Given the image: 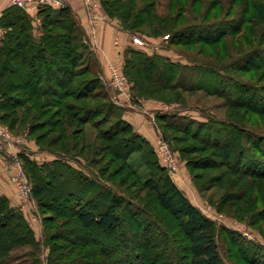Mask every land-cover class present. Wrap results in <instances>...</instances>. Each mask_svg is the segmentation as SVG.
Here are the masks:
<instances>
[{
	"label": "trees",
	"instance_id": "obj_1",
	"mask_svg": "<svg viewBox=\"0 0 264 264\" xmlns=\"http://www.w3.org/2000/svg\"><path fill=\"white\" fill-rule=\"evenodd\" d=\"M167 1L164 14L156 10L158 0H100V5L110 19L120 21L122 30L128 34H144L138 30L146 25L169 32L168 41H164L168 49L197 47L196 53L202 55L208 47H216V59L220 58V47L227 42L232 46L239 44L240 50H248L234 63L191 59L192 63L181 64L128 48L122 71L131 83V97L134 101L153 99L163 104L182 105V92L203 91L224 99L228 117L208 116L206 121H197L184 115L156 112V125L170 142L179 140L170 135L176 133L182 138L199 140L203 149H212L210 157L215 161L210 164L208 159L205 163L199 160L196 165L204 171L226 168L221 174L237 175L230 183L225 181L227 188L237 185L243 197L253 191L257 200L264 203L259 197L264 195V133L254 132L244 123L247 114L264 116V0ZM52 10L43 8L37 12L42 33L38 40L31 35L33 26L28 13L11 5L0 14L3 29L0 36V123H6L12 130L17 125L23 128L28 122L27 135L37 133L34 138L38 150L55 156L51 162L38 163L27 152L17 154L31 184V197L41 208L63 204L64 208L51 210L70 213L86 233L95 234L85 240V251L67 259L68 263L52 256L48 263L178 264L171 233L154 210L137 197H123L105 182H99L98 175L106 173L103 171L106 167L99 171L92 169L90 176L70 165L68 158L79 161L85 150L84 131L89 124L98 131V151L104 155L103 159L109 158L107 164L121 161L123 169L131 173L135 182L151 191L161 209L176 216L187 238L186 264H223L213 222L171 181L151 144L123 119V109L99 78L91 57L84 63V54L89 48L72 10L61 8L57 21L51 19ZM185 14H189L188 17L185 18ZM210 18L212 21H208ZM187 70L194 71L195 76H189L190 83L186 87L182 78ZM249 74V79L243 77ZM167 92H173V102L167 100ZM36 101L47 104L46 113L37 110ZM24 113L28 118H24ZM45 114L49 117L42 119ZM44 126L50 129L41 133ZM48 134L52 137L45 142ZM135 153L139 154L148 173L144 182L128 163ZM10 161L13 163L12 157ZM95 163L93 160L92 164ZM117 172L105 181L112 183L110 179ZM70 175L74 177L77 192L66 190ZM57 179H61L58 184ZM210 180L216 184L219 177L213 175ZM244 201L248 205V200ZM38 213L41 225L45 224L46 219L39 210ZM257 218L264 222V205ZM99 234L113 235L117 243L114 250L100 246L104 242ZM230 234L237 242L241 240L235 232ZM57 240L63 239L56 234L45 237L51 252L52 242ZM26 243H35L31 228L22 213L0 196V264L13 244ZM233 246L237 249L238 261L264 264L260 245L242 241L240 247L236 248L235 242Z\"/></svg>",
	"mask_w": 264,
	"mask_h": 264
},
{
	"label": "rangeland",
	"instance_id": "obj_2",
	"mask_svg": "<svg viewBox=\"0 0 264 264\" xmlns=\"http://www.w3.org/2000/svg\"><path fill=\"white\" fill-rule=\"evenodd\" d=\"M167 2V0H158L156 5L158 14H164ZM135 9H138V6H136ZM188 15L189 14H185V18L188 17ZM111 20H113L117 24V26L121 28L119 20ZM208 21H212V18H210ZM138 31L144 34H128L129 37L127 41L129 42V48H159L160 51L163 52V57H169L174 61L180 60L182 64H190V62L192 61L191 59L208 61L212 60V62L214 63L220 62L224 64L234 63V61L238 59L245 50H248H240L241 46L239 44L232 46L230 42H227L224 47H220L221 55L219 59H216L214 56V50L216 49V47H208L207 49H205L202 55H198L196 53L197 47H179L168 49L167 44L165 43L168 40H165L164 37L167 36L169 32L160 31L154 25L142 26ZM134 38H138L143 41L144 46H139L133 43ZM117 43L118 41L115 40V44ZM84 57V63L86 64L89 62L88 59H90L87 52H85ZM119 70L123 73L122 69L119 68ZM190 75L195 76L194 71H184L182 83L184 82L186 84V87L189 86ZM243 77L249 79L251 75H243ZM109 90L112 95L110 93L109 94L113 96V99L114 96L121 98L125 97L119 95L110 87ZM131 93L132 92L130 87L126 98H131ZM180 95L182 97L180 101L182 105L168 103L167 105L169 107H167L166 109L163 108L164 105L161 106L162 108L158 109L156 107L160 106L152 103V106L155 108L151 106V113L154 114L157 111H163L164 109L166 110L163 111L165 113L184 115L197 121H206L208 116L217 119L228 117L229 109L227 108L225 100L220 97L209 95L203 91L182 92ZM166 96L169 102H173V92H167ZM36 102L39 103V101ZM47 108V104H43L42 102L37 104V110H40V113L42 114L47 112ZM23 115H25L24 118H28V115H26V113H24ZM45 117L49 116L45 114L42 119H44ZM244 123L247 124L251 129H253L254 132L256 131L257 133H264V116L260 114H247ZM0 124L4 125L11 133V135L14 138H18L22 143L24 142L23 140L27 141L28 143L31 140L35 142L34 135H36L37 133L33 136L27 135L25 126H27L28 122L23 125V128L17 125L12 130L6 123ZM152 126L154 127L157 134L156 141L161 136L162 138H164L162 135V131L160 132L156 126ZM49 129L50 126H44L40 130V132H48ZM97 133L98 131L94 127H92V125L88 124L85 126V150L80 155L81 160L79 161H77L76 159L68 158L70 165L75 169L79 168L82 171H85L84 173H87L90 176V172L92 171V169L94 171H99L102 168L106 167L105 170H103L106 171V173L102 172V174L98 175L99 182H105L112 191H115L118 195H121L123 197H137L143 205L148 206L152 210H154L163 220L166 229L171 233V237L174 242L173 245L176 249L175 252L177 263H188L186 260L188 256V251H186L187 238L182 232V229L179 227L176 216H173L167 211L161 209L151 191L149 189H146L145 187H142L140 185L141 183L137 184V182H135V178L131 175V173L128 172V170L123 169L124 166L122 167L121 161L115 162V165L107 164L109 158L103 159L104 155L99 153L98 151L100 149V142H97ZM167 133L169 132L167 131ZM170 135L171 137H175V139H179L177 140L178 142L174 140L173 142H170L164 138L166 142L168 141L167 143L176 163V170L172 175H170V179L182 191L187 199L215 225V231L218 237L219 251L223 259V264H246L236 259L237 255L235 252H237V249H235V247L233 246V242L236 243V248L240 247V243H242V241L260 245L262 249L261 254L264 255V222L258 221L257 218L258 211L264 205V203L257 200V194H254L253 191H248V194L243 197L242 194H240V191L237 189V185L231 187L228 184L230 188H227L224 185L225 181L226 183H230L232 179L237 177V175L231 176L230 174H221V172L226 169L224 167H220L212 171H204L200 169V165H196L195 162L201 160L203 163H205V161H207L205 159H208L210 160L209 163L211 164L212 161L215 160L210 157L212 149H203V144H201L199 140L182 138L183 136H181V134L176 133H170ZM46 137L47 139L45 140V142L50 139L52 135L48 134ZM156 141L153 149L158 159L155 151ZM17 149H19V152H27L28 150L25 143L19 144ZM138 155L139 154L137 153L133 154L128 163L129 166L134 170V172H136L137 175L140 176L142 180L141 182H144L148 178V173L146 168L140 162ZM7 157L8 162L12 165L10 161L12 156H10V154H7ZM38 159L39 161H41V155L38 156ZM257 159L261 160L260 157H257ZM93 160L96 161L95 164H92ZM119 169L121 171H119ZM240 169L243 168L241 167ZM114 171L118 172L110 179L114 184L113 185L112 183H107L105 180H108L110 178V175L114 174ZM213 175L219 177V181L215 182L216 184H214V181L212 182L210 180V177ZM68 178L70 181L68 186L66 187V190L77 192V185L74 181V177H71L70 175ZM60 181L61 179H57V184ZM156 181L159 182L158 178H156ZM259 197L264 200V195L260 194ZM245 199L248 200V205L244 204ZM21 201L24 203L25 207L24 210L18 208V211L22 213L24 219L31 228L35 243H26L20 245L13 244L7 251L6 257L3 260L2 264H36V262L39 264H49V256H52L54 258H63L65 259V262L68 263L67 259L73 256L77 257V253H80L81 251L83 252V250L85 251V240L89 239L90 237L92 238L94 237L93 235H95L86 233L82 229L76 218L73 217V215H71L70 213L59 214V210L54 212L51 210L54 207H56V209H62L64 208L63 204H51L46 205L45 208H41L40 205L30 204V202H28L29 200H24L23 198H21ZM38 210L42 213L41 216L46 219V222H44L45 224L43 225H41V217L38 213ZM234 232L236 233V236H239V239H241L238 242L236 241L237 238L230 234ZM54 234H56L58 237H62L63 240H57V242L55 241V243L52 242L53 250L51 252L50 248L45 244V237L47 235L50 236ZM114 234L115 233H113V235ZM112 236L109 237L108 234H105V236L100 235L105 245L104 246L103 244H100V246L114 250L113 248L117 245V243ZM131 242V240H129L128 242L130 246H132ZM77 247H79V249ZM87 248L88 247H86V249ZM63 255L65 256L63 257Z\"/></svg>",
	"mask_w": 264,
	"mask_h": 264
},
{
	"label": "crops",
	"instance_id": "obj_3",
	"mask_svg": "<svg viewBox=\"0 0 264 264\" xmlns=\"http://www.w3.org/2000/svg\"><path fill=\"white\" fill-rule=\"evenodd\" d=\"M11 1L12 0H0V14L11 7ZM62 1L65 4L64 7H69L72 10L76 21L81 26L89 48L87 53L95 63V69L99 78L111 94L109 90L110 86L108 67L109 65L113 64L120 69L123 68L124 54L129 48V42L127 41L129 37L128 33L121 30V28H119L113 20L109 19L101 5L95 9L88 10L83 3V0ZM28 15L33 26L31 35L34 40H38L42 34L40 29L41 18L38 17L37 13H29ZM51 19L54 21L60 19V9L52 10ZM115 40L118 41L117 44H115ZM137 48L138 50L146 53L148 56H152L154 54L163 56V52H161L159 48ZM168 59L170 58L168 57ZM170 60L172 62H180L182 64L180 60ZM131 99L132 97L121 98L114 96L113 100L123 109V119L132 126L133 130L137 134L144 137L151 144V146L154 147L157 134L154 127L149 122V115L154 116L155 114L151 113V106L153 104H157L160 106L156 107L158 109L162 108L161 106L163 105V108L165 109L169 106L154 100L134 101ZM163 111L166 110L163 109ZM163 111L159 110L157 112ZM23 141V143L26 145V148H28L27 153L29 154L30 158L37 161L38 163H41L42 161L51 162L55 159V156L51 153L39 151L36 143L33 140H31L29 143L25 140ZM17 148L18 147L6 148L0 141V196L7 198L12 207L24 210V203L21 201V198L19 197L15 187L10 181V174L13 169L12 165L8 162L7 157V154H10V156L12 154L17 155L19 153V149ZM39 155H41V161L38 159ZM28 202H30V204L36 205V202L32 197Z\"/></svg>",
	"mask_w": 264,
	"mask_h": 264
},
{
	"label": "built area",
	"instance_id": "obj_4",
	"mask_svg": "<svg viewBox=\"0 0 264 264\" xmlns=\"http://www.w3.org/2000/svg\"><path fill=\"white\" fill-rule=\"evenodd\" d=\"M83 3L88 10L95 9L99 6V0H83ZM11 5L18 7L29 14L37 13L43 8L61 9L64 8L65 4L62 0H12ZM2 33L3 29L0 26V36ZM164 39H168V36H165ZM133 43L139 46H144L143 41L138 38H134ZM108 70L110 88L119 95L127 97L131 87L128 78L113 64L109 65ZM149 122L157 127L154 116L149 115ZM0 141L6 148L18 147L19 144H22L18 138H14L8 129L1 124ZM155 151L161 165L167 169L169 175H172L176 170L175 159L168 143L162 138V136L156 141ZM11 156L14 161L12 163L13 170L10 174V181L15 187L18 195L24 200H29L31 198V184L22 169L21 163L17 159V155L12 154Z\"/></svg>",
	"mask_w": 264,
	"mask_h": 264
}]
</instances>
